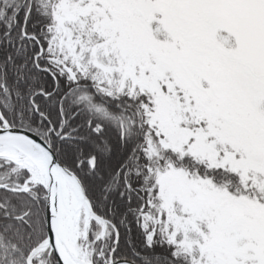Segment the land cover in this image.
<instances>
[{
    "label": "snow or ice",
    "instance_id": "1",
    "mask_svg": "<svg viewBox=\"0 0 264 264\" xmlns=\"http://www.w3.org/2000/svg\"><path fill=\"white\" fill-rule=\"evenodd\" d=\"M0 264H264V0H0Z\"/></svg>",
    "mask_w": 264,
    "mask_h": 264
}]
</instances>
